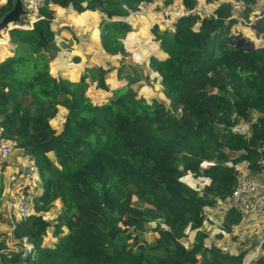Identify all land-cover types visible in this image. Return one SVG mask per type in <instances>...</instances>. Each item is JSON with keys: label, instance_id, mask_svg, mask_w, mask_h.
Segmentation results:
<instances>
[{"label": "trees", "instance_id": "obj_1", "mask_svg": "<svg viewBox=\"0 0 264 264\" xmlns=\"http://www.w3.org/2000/svg\"><path fill=\"white\" fill-rule=\"evenodd\" d=\"M13 1L0 4V18ZM148 1L44 0L31 27L7 30L0 129L31 159L40 191L31 196L32 213L13 220L10 231L20 246L31 245L32 258L4 252L0 232V264H244L243 252L205 241L203 226L211 219L203 212L230 194L238 165L255 170L263 158L264 11L253 29L259 45L250 49L235 45L240 34L230 30L237 20L226 1L215 2V19L187 14L170 29L150 26L158 52L144 59L165 101L139 95L142 72L134 67L105 101H91V85L108 91L110 72H127L106 59L85 65L74 80L49 71L58 51L50 6L98 14L99 49L115 56L125 53L129 19ZM234 1L243 20L257 2ZM182 4L189 8L192 0ZM59 107L65 113L56 130L50 120ZM241 121L246 128L236 129ZM187 174L203 182L189 185ZM55 201L59 208L48 222L43 216ZM5 217L0 198V223ZM241 219L226 206L216 238Z\"/></svg>", "mask_w": 264, "mask_h": 264}, {"label": "crops", "instance_id": "obj_2", "mask_svg": "<svg viewBox=\"0 0 264 264\" xmlns=\"http://www.w3.org/2000/svg\"><path fill=\"white\" fill-rule=\"evenodd\" d=\"M3 2L4 0H0V4ZM50 8L53 10L52 21L54 22V25H57L56 29L58 30L56 33V41H57L56 46L58 47V51L51 59V64H50L53 75L59 76L61 78H66L69 80H74L77 77V75L82 72L85 65L97 63L98 61L105 58L107 59V56L103 55L99 49V45L97 41V29H96L97 19L94 21L93 24H90V27L94 25V28L92 30L88 25V22H90L93 19L92 17H98L99 16L98 14L93 12H83L77 14L70 9H62L60 7L53 5L50 6ZM58 10L59 12H57ZM252 10L253 9H251V11ZM62 13L69 14L68 19H70L71 22L73 21L72 23L74 25L78 24L79 19H85V24H84L85 27L82 24H80L81 28L80 26H77L76 31H74V25L72 26L68 21L63 22L64 19L59 18ZM86 26L89 27L91 31H93L92 33L90 32L91 34L87 32L88 28ZM245 29L247 30L246 38L253 40L252 42H255L256 37L253 34V28L245 27ZM72 32H74V34H71ZM71 36H73L76 39V43L81 45L80 50H77L75 47L74 44L75 39L70 40L69 37ZM251 36H253L254 39ZM10 54L11 53L7 50V48H4V50H0V60H2L4 57ZM74 57H77L78 60L74 61L73 59ZM109 57L112 58L113 56H109ZM90 58H92V61L90 60ZM140 61H143L146 67V70L143 72L141 78L145 77L149 79L154 74H152L148 65H146L147 63H145V59H141ZM141 81L144 82L142 79ZM145 85L148 86V89H151L153 86V84L152 85L145 84ZM159 88L160 85L158 84V89ZM156 94H157L156 96H151L146 92L141 95L145 97V99L150 100L159 97L161 93H159L158 90ZM61 110H63V116H64L65 111L63 108L59 107L58 113ZM63 116H61L60 124L63 119ZM50 125H51V121H50ZM59 128L60 126L56 129L58 130ZM1 170H2V173H0V184L2 185V191L0 193L1 206L3 209H6L7 211L8 210L12 211V214L8 216V222L10 224L9 229L11 231L13 220L18 218L14 213L11 205L16 200L26 196L27 194H30L31 192L37 194L40 191V183L36 176L35 168L32 164L31 159L27 157L21 150L13 148V150L9 153L6 160L1 164ZM223 203H225V201H223ZM223 213H224V209H223ZM260 215L261 214H250L245 216L240 220L237 226L231 228L230 232L222 235V237L216 238L213 242L216 245L219 243L220 245L217 246L220 249L227 251L229 254H237L239 252H243L242 260L244 264H247L248 262H250V264H254L256 259L261 257L264 258V245L262 244L260 248L257 247L259 245L258 242L264 235V216H260ZM204 217L206 218L209 216H207V214H204ZM258 218H263V219L260 220ZM209 223L210 222H206L204 224L203 226L204 233L206 228H208ZM237 228H239V233H242V238L240 240H237L235 244H231V242H229L230 241L229 234L239 235V234H235L237 232ZM194 232L195 231L188 232V235L185 238L187 239L188 243H191L193 241ZM189 233H191V238L189 236ZM244 234H246L245 237H247V241L244 238ZM49 237L53 239L50 235ZM206 239L207 236L205 238V241ZM244 239L245 242L243 241ZM254 241H256L257 243L255 245V249L250 250V247ZM239 242H243V243L240 244ZM262 264H264V262Z\"/></svg>", "mask_w": 264, "mask_h": 264}, {"label": "rangeland", "instance_id": "obj_3", "mask_svg": "<svg viewBox=\"0 0 264 264\" xmlns=\"http://www.w3.org/2000/svg\"><path fill=\"white\" fill-rule=\"evenodd\" d=\"M213 3L217 2V1H226L229 2L231 4V16L233 18H241L239 17L240 15V10H241V4L239 2H236L234 0H209ZM163 3L162 0H149L148 2H144L140 5L139 7V11L131 18L129 19V24L132 28V32L127 36V38L125 39V43H126V51L124 54H118L113 56L112 58H110L109 56H107V64L111 67L117 68L119 65H123V67L125 69H127V72L123 75L117 76L116 75V71H111L110 75H109V79H108V91H100V90H96L95 88H93V86L91 85L88 89H87V95L89 96L90 100L93 101L94 103H101L103 101H105L108 97L111 96V91L113 89H116L118 87H120L123 84H126L125 79H127L125 77V75H129L132 76V71L134 72V69L131 70V67H134L135 69L138 68L140 71L143 72L146 70L145 64L143 63V61H140L141 59H144L149 53H155L158 52V44L157 42L153 41L151 38V35L149 34V30L148 28L152 25H157V27H159V30H163L165 29V27H163V25L160 23V16H159V6ZM24 4V3H23ZM264 5V0H257L256 4L253 6L254 10L255 9H261L262 6ZM25 9V8H24ZM26 10V9H25ZM61 11V10H60ZM59 12V10L57 11ZM59 14V13H58ZM69 14H61L59 18H63V22L68 21L70 22V24L73 26L74 24L70 21V19H68ZM93 19L88 22V25L90 27V24H93L94 21L100 18V16L98 17H92ZM27 19V14H23L20 17V21L16 22L18 24L24 23ZM237 20V19H236ZM80 24H82L85 27V19H79L78 20V24L74 25V31H76L77 26H80ZM57 26V25H56ZM82 26V27H83ZM61 27V26H60ZM87 27V26H86ZM88 28L87 32H93L91 31L94 28V25H92V27H90V29ZM81 28V26H80ZM230 30L233 32H237L240 34V37H244L246 39V41H250L252 42L253 40L246 38L247 37V30L245 29V27L243 26L242 23H240L238 20L237 22L230 28ZM90 33V34H91ZM71 34H74V32H72ZM246 34V35H244ZM253 39L254 37L251 36ZM256 37V36H255ZM70 40H74L75 38L73 36L69 37ZM254 46H258L259 42H252ZM75 47L77 50L81 49V45H79L78 43H76V39H75ZM78 44V46H77ZM97 56V55H96ZM95 57V54H94ZM90 60L92 61V58H90ZM51 61L49 62V71L52 74L51 71ZM147 65V64H146ZM140 66V67H139ZM137 69V70H138ZM129 72V73H128ZM131 73V74H130ZM155 77V75H152L149 79L148 78H141L144 82L143 85H141L142 87H137L136 90L138 89L139 91V95L142 96L141 94L146 93L151 95V96H156L157 92H158V84L153 82V78ZM146 80V81H145ZM148 81V82H147ZM152 83L153 86L151 89H148V86L145 84ZM157 101H165L163 94H160L159 97L155 98ZM150 101V100H148ZM61 116H63V110H61L59 113L57 112V115L50 120L51 121V126L53 128H58L60 126V119ZM247 124L244 121H241L240 124L238 125L239 128H246ZM57 130V129H56ZM183 181L186 182L189 185H198L201 184L203 182L202 179H197V178H192L190 175H186L183 178ZM59 203L57 201L54 202L53 204V208H51L43 217L48 220V222H52L53 218L55 217V214L57 212V208H58ZM226 203L223 202H218L214 207L212 208H207L204 209L203 214H207V216H209L212 221L209 223L208 228H206L205 230V234L207 236L206 242H211L214 241L216 239V234H218L220 232V230L218 229V225L221 221L222 218V213H223V209L224 207H226ZM5 211V222L4 223H0V232H1V238L4 242V244L6 245V249L4 252H6L7 254H18L21 257V246L20 244H18V240H15L11 237L10 234V229H9V222H8V216H10L12 214L11 210H6ZM211 213V214H210ZM260 216H264V214H261ZM260 220H262L263 218H258ZM235 234H239V235H230L229 234V242H231V244H235L237 242V240H240L242 238V233H239V228H237V232ZM247 234V233H246ZM244 234V238L247 241V237H245ZM50 235V229H47L46 232V237L44 239V243L49 245L52 243L53 239H51L49 237ZM189 236L191 238V233H189ZM153 237V234L150 232L145 234V239L147 241H150ZM245 239L243 240L245 242ZM186 245H190V243L187 242V239L184 240ZM240 244H242L243 242H239ZM239 244V245H240ZM256 241L253 242V244L250 247V250H254L255 249V245H256ZM217 245H220L219 243ZM248 261V260H247Z\"/></svg>", "mask_w": 264, "mask_h": 264}, {"label": "built area", "instance_id": "obj_4", "mask_svg": "<svg viewBox=\"0 0 264 264\" xmlns=\"http://www.w3.org/2000/svg\"><path fill=\"white\" fill-rule=\"evenodd\" d=\"M25 9L28 11L27 19L24 23H12L8 25L5 30L0 32V50L8 45V34L7 30L10 28H29L32 26L33 21L36 19L37 10L39 7L44 5V0H23ZM215 3L209 0H192L191 6L188 8L182 4V0H173L171 3H162L159 6L160 23L165 29H170L172 25L177 21L178 18L193 14L201 18L215 19L216 13L214 11ZM250 15L243 20L242 18H236L243 26L252 28L262 17L264 11V5L261 9H255L252 7ZM53 20V18H52ZM256 42H260V39L255 38ZM236 129H245L239 128ZM13 150V141L2 135L0 129V173L1 164L6 160L9 153ZM262 154V160L255 170H248L238 165L235 169L237 170L235 176V184L230 194L225 198L227 207L232 208L244 218L250 214H264V144L260 147ZM33 192L26 196L16 200L12 205V209L18 218L24 217L32 213V200L31 196ZM260 246L264 243V235L258 242ZM21 257L25 258L29 256L32 258V248L29 243L25 240L21 241Z\"/></svg>", "mask_w": 264, "mask_h": 264}, {"label": "water", "instance_id": "obj_5", "mask_svg": "<svg viewBox=\"0 0 264 264\" xmlns=\"http://www.w3.org/2000/svg\"><path fill=\"white\" fill-rule=\"evenodd\" d=\"M23 0H14L13 5L9 11H7L0 18V32L5 30L8 25L20 21V17L23 14H28V11L24 9ZM261 18L258 20L257 24L253 26V29H256L260 24ZM236 46H243L245 49H250L253 47V44L250 41H246L244 37H239L235 43Z\"/></svg>", "mask_w": 264, "mask_h": 264}]
</instances>
